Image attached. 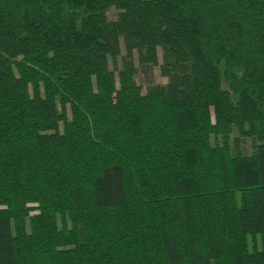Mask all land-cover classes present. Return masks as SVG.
<instances>
[{"label":"trees","instance_id":"16d2710c","mask_svg":"<svg viewBox=\"0 0 264 264\" xmlns=\"http://www.w3.org/2000/svg\"><path fill=\"white\" fill-rule=\"evenodd\" d=\"M0 264H264V0H0Z\"/></svg>","mask_w":264,"mask_h":264},{"label":"rangeland","instance_id":"374dc122","mask_svg":"<svg viewBox=\"0 0 264 264\" xmlns=\"http://www.w3.org/2000/svg\"><path fill=\"white\" fill-rule=\"evenodd\" d=\"M108 15H109V17H114L116 15L115 10H113V8H110ZM120 45L122 46L121 42H120ZM157 54H158V56H157L158 63L157 64H159L161 62V55H162V49L160 47L157 48ZM157 64L151 67V69H150L151 72H149L147 69H143V68L139 67V65H137V67H139V72L137 74L136 80L139 83H141L144 87L149 83L164 82L166 80V78L162 77L159 74V69H158ZM219 67H220V70L222 71L223 70V63L222 62L220 63ZM222 86L224 88H227V84L225 82L222 83ZM232 98H233V100L235 99L234 96H232ZM235 132L236 131H234L232 133V136L237 135ZM238 140H239V147L242 151L250 152L252 150L253 142L251 141V138L240 136V138Z\"/></svg>","mask_w":264,"mask_h":264}]
</instances>
